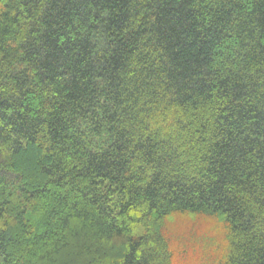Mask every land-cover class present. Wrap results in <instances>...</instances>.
<instances>
[{
    "label": "trees",
    "instance_id": "trees-1",
    "mask_svg": "<svg viewBox=\"0 0 264 264\" xmlns=\"http://www.w3.org/2000/svg\"><path fill=\"white\" fill-rule=\"evenodd\" d=\"M0 264H264V0H0Z\"/></svg>",
    "mask_w": 264,
    "mask_h": 264
}]
</instances>
